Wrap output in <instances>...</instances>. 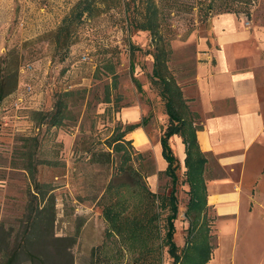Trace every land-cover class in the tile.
Listing matches in <instances>:
<instances>
[{"label": "rangeland", "instance_id": "obj_1", "mask_svg": "<svg viewBox=\"0 0 264 264\" xmlns=\"http://www.w3.org/2000/svg\"><path fill=\"white\" fill-rule=\"evenodd\" d=\"M78 1L0 0V57L16 50L22 59L16 90L0 102V264H172L164 238L172 183L157 175L150 149L168 120L148 77L152 62L146 52L153 50L149 36L127 32L122 10L114 9L85 19L68 56L58 61L50 35ZM159 5L165 17L161 32L172 40L169 68L178 83L192 76L194 46L189 39L207 23V15L264 13L259 0H161ZM108 59L119 78L109 104L103 100L110 78L101 71ZM73 90L84 98L73 107L74 121L60 130L37 128L32 113L51 111L58 92ZM137 104L148 110L139 122L148 148L143 151L135 143L139 132L126 139L134 153L128 165L141 180L127 173L118 176L114 154L111 165L91 162L92 154L107 150L119 124H136L120 113ZM30 135L40 141L36 151L42 164L36 180L45 186L43 201L26 172L11 164L20 137ZM49 160L56 166L45 165ZM151 171L156 174L147 177ZM176 178L173 237L180 264H201L208 254L201 243L216 244L211 213L206 211L195 226L193 217L185 216L189 193L183 169ZM249 220L241 218L236 227L219 232L222 253L215 258L221 263L264 264V211L256 206ZM209 251L210 264H215Z\"/></svg>", "mask_w": 264, "mask_h": 264}, {"label": "crops", "instance_id": "obj_2", "mask_svg": "<svg viewBox=\"0 0 264 264\" xmlns=\"http://www.w3.org/2000/svg\"><path fill=\"white\" fill-rule=\"evenodd\" d=\"M261 5L264 7V0H259ZM189 42L194 46L193 73L178 84L190 111L198 117L196 142L206 160L201 174L205 210L200 217L210 210L216 236L213 261L223 264L219 260V232L232 224L236 227L241 218L249 222L256 206L264 211V13L256 11L250 18L217 14L192 34ZM147 111L137 104L124 108L120 115L133 124ZM136 132L135 143L142 144L144 151L148 148L144 137H148L142 128L127 136ZM169 146L178 169L184 171L188 193L186 149L181 137H171ZM150 149L157 173H164L168 164L162 156L160 138ZM216 253L219 258H215Z\"/></svg>", "mask_w": 264, "mask_h": 264}, {"label": "trees", "instance_id": "obj_3", "mask_svg": "<svg viewBox=\"0 0 264 264\" xmlns=\"http://www.w3.org/2000/svg\"><path fill=\"white\" fill-rule=\"evenodd\" d=\"M159 2L161 0H79L75 6L70 10V13L62 19L61 25L54 33L50 35V43L53 46L56 54L59 56L58 61H63L69 54V48L76 40V31L78 27L83 24L85 19H94L100 14L106 13L114 9H121L123 12L124 26L127 32L135 31L139 33H146L149 36V47L153 50L146 52L151 56L152 69L148 75L152 88L157 92L158 97L164 105V114L167 117V125L162 131L160 137V146L162 156L168 164L163 175L171 179V191L169 195L170 214L166 217L168 223L167 231L165 233V247L167 252L173 259L172 264H180L181 260L174 243V220L178 214L176 204V197L174 193L175 184L177 183L176 171L178 165L176 164L172 149L169 146V139L173 136H179L186 149V178L189 185L190 198L186 205V217L194 222L195 226L198 224L200 215L205 210L204 207V180L201 178L203 168L205 166L204 155L200 152L196 142V132L200 129L198 124V117L195 113L190 111L186 100L183 97V92L176 80L171 74L169 68V60L172 56V47L170 37L161 32L165 17ZM220 13H234L235 12H220ZM217 13V14H220ZM215 15H207V19ZM246 17L250 18L247 13ZM205 21H208V20ZM21 58L18 51L13 50L0 57V102L14 93L18 85V74L20 70ZM101 71L107 74L110 78V83L104 87V103H111V94L117 90L118 76L115 71V65L111 60H104L102 62ZM81 91H62L58 92L49 112H33L31 120L36 124L37 128L46 127V131L51 129L60 130L66 126V122L74 121L72 116L73 107H75L79 100H84L81 96ZM117 97L115 104L120 101ZM141 127L140 123L122 127L120 124L114 130L109 141L106 143L107 150H101L98 153L92 154L93 163L96 164H112L111 154L119 158V167H113V170L118 176L127 173L133 180L143 178L141 174L133 169L128 164L132 161V142L126 137L132 133L136 128ZM21 144L13 151V168H19L26 172L28 179L34 183L35 193L43 201L45 199V186L38 183L36 180L37 166L42 162L37 159V148L39 146V139L36 135L29 137H20ZM134 151V150H133ZM140 157V153H136ZM48 167H55L56 163L47 161ZM156 174L151 171L149 175ZM160 175V173H157ZM190 221V222H191ZM191 222V224H192ZM197 245L200 243H196ZM206 246L208 251L207 256L201 264H205L210 259L212 247L208 243H201Z\"/></svg>", "mask_w": 264, "mask_h": 264}, {"label": "built area", "instance_id": "obj_4", "mask_svg": "<svg viewBox=\"0 0 264 264\" xmlns=\"http://www.w3.org/2000/svg\"><path fill=\"white\" fill-rule=\"evenodd\" d=\"M82 61H85V57L82 58Z\"/></svg>", "mask_w": 264, "mask_h": 264}]
</instances>
